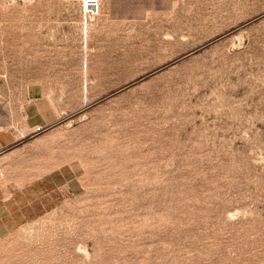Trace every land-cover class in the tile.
I'll return each instance as SVG.
<instances>
[{"label":"rangeland","instance_id":"374dc122","mask_svg":"<svg viewBox=\"0 0 264 264\" xmlns=\"http://www.w3.org/2000/svg\"><path fill=\"white\" fill-rule=\"evenodd\" d=\"M98 2L0 0V264H264V0Z\"/></svg>","mask_w":264,"mask_h":264},{"label":"crops","instance_id":"0c3cea01","mask_svg":"<svg viewBox=\"0 0 264 264\" xmlns=\"http://www.w3.org/2000/svg\"><path fill=\"white\" fill-rule=\"evenodd\" d=\"M28 101L25 109L26 124L30 128H42L55 122L60 114L54 105L46 98L42 88L32 85L27 89ZM0 139V148L5 147Z\"/></svg>","mask_w":264,"mask_h":264},{"label":"built area","instance_id":"2783aa9c","mask_svg":"<svg viewBox=\"0 0 264 264\" xmlns=\"http://www.w3.org/2000/svg\"><path fill=\"white\" fill-rule=\"evenodd\" d=\"M98 0H83L84 18H92L98 13Z\"/></svg>","mask_w":264,"mask_h":264}]
</instances>
